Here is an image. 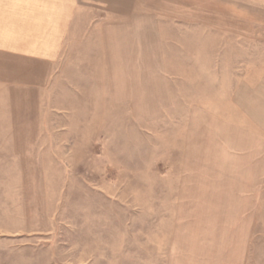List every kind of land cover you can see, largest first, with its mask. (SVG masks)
Here are the masks:
<instances>
[{
	"label": "rangeland",
	"instance_id": "374dc122",
	"mask_svg": "<svg viewBox=\"0 0 264 264\" xmlns=\"http://www.w3.org/2000/svg\"><path fill=\"white\" fill-rule=\"evenodd\" d=\"M70 33L44 146L0 165V264H237L245 226L264 264V0L84 7Z\"/></svg>",
	"mask_w": 264,
	"mask_h": 264
},
{
	"label": "crops",
	"instance_id": "0c3cea01",
	"mask_svg": "<svg viewBox=\"0 0 264 264\" xmlns=\"http://www.w3.org/2000/svg\"><path fill=\"white\" fill-rule=\"evenodd\" d=\"M138 2L0 0V165L7 157L12 164H20L27 156L22 152L45 142L44 103L80 11L84 7L135 6ZM5 180L0 175V181ZM21 180L18 175L11 181ZM235 253L237 264H257V234L253 237L251 227H243Z\"/></svg>",
	"mask_w": 264,
	"mask_h": 264
}]
</instances>
